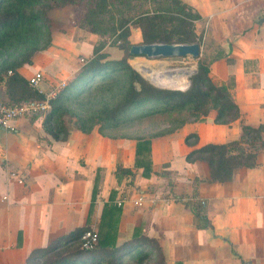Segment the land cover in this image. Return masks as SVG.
Listing matches in <instances>:
<instances>
[{
	"label": "crops",
	"instance_id": "obj_1",
	"mask_svg": "<svg viewBox=\"0 0 264 264\" xmlns=\"http://www.w3.org/2000/svg\"><path fill=\"white\" fill-rule=\"evenodd\" d=\"M178 1L204 26L199 45L210 78L216 83L233 80L237 118L226 125L214 122L215 113L204 121L185 118L175 128L144 138L150 141L152 164L147 178L134 167L137 140L77 130L63 139L50 134L49 123L43 125L50 112L16 120L12 133L0 128V264H26L33 250L66 243L76 229L86 227L94 185L98 193L90 228L98 232L104 207L122 201L119 244L139 229L156 240L160 251L151 248V255L162 256L163 264H264V150L256 154L254 167L236 170L222 184L208 182L206 162L186 160L207 144L239 140L245 126L262 128L264 139V0ZM132 35L142 43L138 29ZM93 43L90 39V45L78 42L76 47ZM206 47H215L214 60ZM43 56L41 70L49 84L43 80V92L79 71L77 66L50 69L51 61L70 59L51 52ZM28 70L18 68L15 83L11 76L3 78L0 96L6 103L24 101L23 90L30 88L27 79L33 75ZM192 135L195 142L188 138ZM117 167L122 171L116 172ZM11 172L20 174L23 183L10 179ZM139 198L140 207L134 205ZM113 218L114 230L117 215Z\"/></svg>",
	"mask_w": 264,
	"mask_h": 264
},
{
	"label": "trees",
	"instance_id": "obj_2",
	"mask_svg": "<svg viewBox=\"0 0 264 264\" xmlns=\"http://www.w3.org/2000/svg\"><path fill=\"white\" fill-rule=\"evenodd\" d=\"M42 1H50V9L53 5L65 6L71 5L79 6L85 0H0V56L3 52L11 50H23L26 58H31L35 53L40 51L39 43L41 41L42 33L40 24L44 19V14L37 13L34 8ZM179 12L181 16L174 17L172 12L154 11L153 13H141L131 19L125 20L120 24L119 28H124L126 34L124 38L129 36L128 24L138 29L141 34L142 44H190L193 40H188V36L195 38L188 26L193 25L194 20L199 17L192 12V9L182 4L178 0H169ZM107 3V0H90V33H96L94 20L92 16L97 14L98 8ZM94 6V9L92 8ZM96 6V8H95ZM83 7H87L83 3ZM88 11L84 17H86ZM83 28L82 26H80ZM84 29V28H83ZM198 41V38H197ZM131 47V46H129ZM217 56V55H216ZM212 57V60L216 58ZM27 61V60H26ZM134 64L139 63L138 60L133 61ZM21 65H16L14 70L20 68ZM198 70L192 77H190V84L187 89L183 91L165 90L152 87L146 81L141 79L136 73L132 72L131 84L129 86V94L120 105V113L130 107H138L155 98H161L170 108L160 110L161 114L172 113H189L190 117L195 121H204L208 117V108L215 110L214 122L218 124H229L237 118L239 114L238 107L234 104L232 99L233 80L230 78L227 83H216L209 76V63L199 62L197 64ZM116 61H107L105 65L100 67H91L85 70L90 75L101 76V74L115 71ZM14 71L4 66H0V75L7 71ZM18 74L14 73L11 76L13 83L18 81ZM26 86L25 81H21ZM134 83H137L139 88L136 89ZM73 89V88H71ZM67 86L60 93V95L52 102L51 112L47 115V122L55 124L57 122L60 107L57 106L63 98L68 97L71 91ZM24 95L32 92L33 98L30 100L42 99L43 95L38 94L37 91L29 88L23 90ZM174 100L175 103H170ZM25 99L23 102H27ZM176 102L177 105H176ZM21 103V102H18ZM114 114V112L112 113ZM184 120L174 121L172 127L175 128L181 125ZM243 136L236 141L227 142L226 144L214 145L207 144L201 148L192 150L187 156L188 162L202 161L209 166V180L210 183L222 184L229 182L234 172L241 168H252L256 165V154L264 150V139H261L260 134L262 128L254 129L250 127H243ZM59 131H55L54 134ZM250 138L249 147L241 149L239 145L243 140ZM196 141V136L188 137ZM192 142V144H193ZM150 141L149 139H137L135 144V160L134 167L142 170V176L147 178L151 173L150 160ZM124 172L130 174L129 170ZM95 186V185H94ZM110 196V200L112 199ZM95 200V189L92 193L90 212L93 208ZM101 222L99 231L97 232V243L90 251H84L80 247L79 236L88 230L87 227L78 228L75 230L69 241L66 243H52L45 248H37L33 250L26 261V264H96L103 258H106L105 264H122L123 258L128 256L131 260L143 262L151 256L150 249L160 251L156 240L143 236L139 229H136L132 237L125 242L117 243V239L111 232V220L119 211L116 205L105 206L102 210ZM194 219L199 218L198 213L193 211ZM110 219V221H109ZM77 243L78 246L73 247ZM160 257V264L164 263L162 256Z\"/></svg>",
	"mask_w": 264,
	"mask_h": 264
},
{
	"label": "rangeland",
	"instance_id": "obj_3",
	"mask_svg": "<svg viewBox=\"0 0 264 264\" xmlns=\"http://www.w3.org/2000/svg\"><path fill=\"white\" fill-rule=\"evenodd\" d=\"M83 3L87 7L84 8ZM83 3L77 7L53 5L49 9L48 6L52 5V2H40L34 8L35 12L44 14V19L40 24L42 33L39 43L40 51L29 59L26 58L23 50L3 52L0 56V66L14 70L16 65H21L20 68H23V66L28 67V71L33 72V74L39 72L43 75L42 71L46 72L43 69L41 70L44 58L49 60L51 57L50 54L44 57L43 55L46 52H51L57 57L63 55L66 59H70V61H64L63 58H57L51 61L50 69L78 67L79 71L75 76L70 77L68 80L64 79L70 89H73H71L68 97L63 98L56 104L60 107L59 112H57V122L55 124L43 122L44 126L47 123L50 124L48 126L50 134L59 131L60 136L66 139L69 132L77 130L82 133L97 132L103 138L111 140H123L125 138L140 140L165 132L172 127V123L176 120L189 118V113L161 114L160 110L170 108V105H166L161 98H155L138 107H130L120 113V105L129 94L132 72L152 87L182 91L176 89L180 87H161L156 85L155 82L153 83L150 78L141 73L139 68L141 63L145 67L156 71L160 68L167 70L186 69L192 73L189 77H186V83L188 84H190V77L198 70L197 64L199 62L206 63L205 50L198 59L190 57L147 59L143 56H132L129 53V46L138 45L141 42H134L132 31L135 27L130 24L127 26L130 30L129 36L127 39L124 38L126 31L124 28L119 27L125 20L141 13H153L154 11L172 12L174 17L181 16L182 12H179L169 0H107L106 4L98 8L97 14L92 16L94 20V26L92 27L95 28L96 33H90V0H85ZM92 8L94 9V6ZM88 10V15L84 17ZM186 27L188 31L195 35V38L188 36V40L194 39V43L201 42L204 33L203 24L199 23L198 20H194L192 26L186 25ZM90 39L94 41V47H76L78 42L90 45ZM207 49H212L210 58L216 56V53H214L215 47H206V51ZM134 60H138L140 63L134 64ZM107 61H116L115 71H109L96 77L90 75L89 72L85 73V70L89 69L90 66L100 67L105 65ZM13 72L16 73V70ZM46 84H48L47 81ZM134 85L136 89L139 88L137 83H134ZM32 94V92L26 93L22 99L30 100L33 98ZM170 103L173 104L175 101L170 100ZM113 112L114 114H112ZM214 113L215 110L210 105L208 115L213 116ZM249 141L250 138L243 140L239 147L242 150L247 149ZM117 170L122 171L120 167L116 168V172H118ZM94 189L96 195L98 193L97 185L93 187ZM117 207L120 210V207ZM91 212L89 205L86 216V227L88 229H90ZM119 213L117 214L115 229H111V232L115 233V237L118 235ZM75 246H78V244H73V247ZM105 261L106 258H103L96 264H105ZM122 264H160V257L154 254L141 263L125 256Z\"/></svg>",
	"mask_w": 264,
	"mask_h": 264
},
{
	"label": "built area",
	"instance_id": "obj_4",
	"mask_svg": "<svg viewBox=\"0 0 264 264\" xmlns=\"http://www.w3.org/2000/svg\"><path fill=\"white\" fill-rule=\"evenodd\" d=\"M12 71H7L0 75V83L4 77L12 76ZM43 75L41 73H34L27 79L28 86L37 91L38 94L43 95L42 99L29 100L27 102L9 104L4 101L0 96V128L6 132L12 133L16 131L14 122L21 118H33L43 113H49L51 111L52 102L60 95V93L67 86L65 80H59L57 83L50 85L48 89L43 92L40 90V84L43 82ZM15 183L22 184L23 178L20 174L11 172L9 175ZM122 201L117 202V206H121ZM135 206L142 205V199L139 198L134 201ZM80 247L84 251H90L95 247L97 243V232L90 228L85 230L79 236Z\"/></svg>",
	"mask_w": 264,
	"mask_h": 264
},
{
	"label": "water",
	"instance_id": "obj_5",
	"mask_svg": "<svg viewBox=\"0 0 264 264\" xmlns=\"http://www.w3.org/2000/svg\"><path fill=\"white\" fill-rule=\"evenodd\" d=\"M129 53L132 56H143L147 59H156V58H185L190 57L193 59H198L201 54V47L199 43L192 44H162L154 43L153 44H138L131 45ZM192 73L188 74V77ZM189 84L187 83L182 88H176L180 90H185Z\"/></svg>",
	"mask_w": 264,
	"mask_h": 264
},
{
	"label": "bare ground",
	"instance_id": "obj_6",
	"mask_svg": "<svg viewBox=\"0 0 264 264\" xmlns=\"http://www.w3.org/2000/svg\"><path fill=\"white\" fill-rule=\"evenodd\" d=\"M140 71L147 78H150L152 82L161 87H184L186 83V77L188 72L186 69H164L160 68L158 71L145 67V65L139 66ZM189 70V69H188Z\"/></svg>",
	"mask_w": 264,
	"mask_h": 264
}]
</instances>
